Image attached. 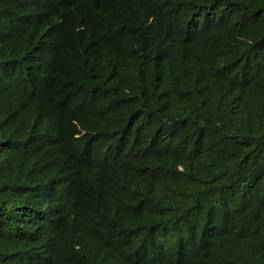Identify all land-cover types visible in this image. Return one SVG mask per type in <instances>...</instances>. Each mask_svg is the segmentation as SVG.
Segmentation results:
<instances>
[{"label":"trees","instance_id":"16d2710c","mask_svg":"<svg viewBox=\"0 0 264 264\" xmlns=\"http://www.w3.org/2000/svg\"><path fill=\"white\" fill-rule=\"evenodd\" d=\"M0 264H264V0H0Z\"/></svg>","mask_w":264,"mask_h":264},{"label":"bare ground","instance_id":"6f19581e","mask_svg":"<svg viewBox=\"0 0 264 264\" xmlns=\"http://www.w3.org/2000/svg\"><path fill=\"white\" fill-rule=\"evenodd\" d=\"M144 25H145V24H144ZM225 46H226V45H225ZM131 70H132V69H131ZM129 71H130V70H129ZM261 82H262V81H261ZM14 85H15V84H14ZM248 88H249V87H248ZM259 95H260V94H259ZM259 95H258V96H259ZM233 99H234V98H233ZM259 99H260V98H259ZM255 100H256V99H255ZM256 101H257V100H256ZM252 103H254V102H252ZM248 104H249V103H248ZM255 104H256V103H255ZM245 105H246V104H245ZM256 106H257V105H256ZM254 107H255V105H254ZM242 109H243V108H242ZM244 109H245V108H244ZM244 109H243V110H244ZM254 109H256V108H254ZM10 130H11V129H10ZM5 152H6V151H5ZM110 167H111V166H110ZM104 172H105V171H104ZM16 173H18V172H16ZM109 175H110V174H109ZM22 179H23V178H22ZM87 185H88V184H87ZM28 199H29V198H28Z\"/></svg>","mask_w":264,"mask_h":264}]
</instances>
